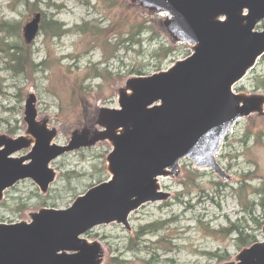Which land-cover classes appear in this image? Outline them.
<instances>
[{
    "label": "rangeland",
    "instance_id": "1",
    "mask_svg": "<svg viewBox=\"0 0 264 264\" xmlns=\"http://www.w3.org/2000/svg\"><path fill=\"white\" fill-rule=\"evenodd\" d=\"M35 12L43 13L42 30L26 45L22 28ZM54 20L61 24L59 33L45 28ZM163 20L130 0H0V23L17 26L15 35L0 31V41L30 47L34 64L13 72L0 43V135H24L28 92L37 98L38 120H48V128L56 130L54 144L66 146L72 132L84 127L94 135L100 130L101 109L117 108L118 89L129 78L164 71L190 54L187 44L175 43L165 33ZM263 29L264 22L257 30ZM263 80L264 56L234 92L264 94ZM110 151L106 141L98 142L53 161L56 180L46 194L29 179L18 182L0 202V223L29 222L28 215L40 208H69L109 179ZM216 158L226 180L211 170L197 171L184 159L177 177L159 178L160 189L170 194L168 201L133 212L129 231L112 223L87 232L84 237L103 246L102 264L113 258L128 264H226L243 248L262 242L264 116L238 122ZM230 229L250 236L251 243L238 245L239 235H230Z\"/></svg>",
    "mask_w": 264,
    "mask_h": 264
},
{
    "label": "water",
    "instance_id": "2",
    "mask_svg": "<svg viewBox=\"0 0 264 264\" xmlns=\"http://www.w3.org/2000/svg\"><path fill=\"white\" fill-rule=\"evenodd\" d=\"M130 1L165 14V33L175 43H188L191 54L165 71L129 78L118 89V108L101 109V130L90 139L74 130L66 146L53 143L56 130L38 120L37 98L27 93L24 135H0V202L26 179L46 194L56 180L50 163L98 142L112 148L106 157L110 179L68 209L42 208L28 215L29 222L0 223V264H102V244L83 235L112 223L129 231L131 213L169 199L158 178L177 177L182 159L226 180L215 158L224 138L237 122L264 116L263 94L232 91L264 56V30H255L264 21V0ZM40 21L37 13L24 26L26 44L36 39ZM27 149L25 156H13ZM226 264H264V242Z\"/></svg>",
    "mask_w": 264,
    "mask_h": 264
},
{
    "label": "trees",
    "instance_id": "3",
    "mask_svg": "<svg viewBox=\"0 0 264 264\" xmlns=\"http://www.w3.org/2000/svg\"><path fill=\"white\" fill-rule=\"evenodd\" d=\"M61 25L58 24L56 21H50L45 24V28L51 32L55 33V31L59 30ZM0 31H6L8 35H15L17 34V26L13 23H10L8 21H3L0 23ZM7 36V35H6ZM2 52L5 54V56L8 58L7 67L12 70L15 73H21L25 70L32 68L34 66L33 59H32V52L30 51V47L24 46V45H17V44H8L4 43V41H0ZM138 74H142L139 71ZM258 83V82H257ZM263 89H264V80L262 81ZM152 228V227H150ZM156 228V227H154ZM152 228V229H154ZM158 228V227H157ZM151 229V230H152ZM156 230V229H154ZM230 235L232 233H237L239 235L237 239L238 245H247L251 243V238L248 235H244L242 231L237 229H230ZM132 249V248H129ZM211 257L217 258L219 260L222 259V255L218 256L215 253L209 254ZM146 264H150L149 261H145ZM110 264H128L125 260H121L119 258H113L110 261Z\"/></svg>",
    "mask_w": 264,
    "mask_h": 264
},
{
    "label": "flooded vegetation",
    "instance_id": "4",
    "mask_svg": "<svg viewBox=\"0 0 264 264\" xmlns=\"http://www.w3.org/2000/svg\"><path fill=\"white\" fill-rule=\"evenodd\" d=\"M87 133H88V131H87Z\"/></svg>",
    "mask_w": 264,
    "mask_h": 264
}]
</instances>
